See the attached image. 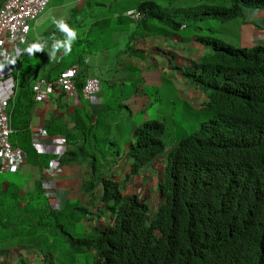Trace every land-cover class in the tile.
I'll return each instance as SVG.
<instances>
[{"label":"trees","instance_id":"obj_1","mask_svg":"<svg viewBox=\"0 0 264 264\" xmlns=\"http://www.w3.org/2000/svg\"><path fill=\"white\" fill-rule=\"evenodd\" d=\"M164 1L136 5L145 18L136 22L133 38L176 33L184 22L172 17L171 1L179 0ZM203 1L180 7L192 17L193 40L209 51L186 75L207 96L197 113L201 122L168 143L165 123L145 121L135 127L128 146L130 174L166 153L155 210L137 194L122 193L119 182L102 170L81 177L79 186L81 193L94 195L101 185L98 208L77 202L53 207L39 184L21 195L9 182L0 188V249L28 247L38 252V264H53L54 251L63 245L64 258L74 262L88 253L89 264H264V46L234 47L214 28L201 33L197 25L204 16L224 22L244 9H264V0H229V6ZM27 81H20L9 105L12 143L13 130L24 137L31 121L34 100ZM82 84L76 83L77 91ZM20 148L35 158L46 155L28 141ZM103 214L108 220L80 238L65 229L73 230L69 224L82 223L87 215Z\"/></svg>","mask_w":264,"mask_h":264},{"label":"crops","instance_id":"obj_2","mask_svg":"<svg viewBox=\"0 0 264 264\" xmlns=\"http://www.w3.org/2000/svg\"><path fill=\"white\" fill-rule=\"evenodd\" d=\"M3 1L0 0V6ZM127 1L49 0L43 14L32 23L27 40L18 48L23 49L36 41L45 42L46 48L44 52L30 56L36 58L31 65L24 66L21 60L28 56L26 53L12 64L18 85L23 79H29L27 84L30 86L39 80H53L60 70L76 65L78 73L75 83L84 82L87 77H97L110 90H107L108 94L100 90L93 99L84 98L78 91L71 98L63 94H52L46 100L34 103L28 132L21 137L18 136L20 132L13 130L12 144L20 147L28 141L39 153L48 156L39 157L41 161L26 154L19 168L2 170L0 167V188L6 189L9 182H14L19 187V193L26 195L33 193L39 184L47 192L55 193L54 199L60 201L61 205H72L74 202L79 204L81 200L74 201L72 195L73 192L79 195L81 177H89L92 172L98 174V170H102V173L107 171L108 176H114L121 186L129 189L133 187V177L126 178L130 174L126 149L136 124L133 121L111 119L121 111L125 114L129 110L133 114L136 104L148 103L147 95L143 91L139 92L137 79L141 82L167 78L178 88L180 96L185 93L187 101H195V97L188 92L191 89L183 90L182 70L207 51L190 38L183 37V40L177 35L171 37V42L168 36L156 34H139L133 38L138 30L136 21L127 17L125 11L135 9L142 0ZM118 2L123 4H119L120 8L116 6ZM263 16L248 20L242 15L235 23L234 29L248 41L241 42L243 46L264 44V31H261L264 28ZM53 18L64 19L77 32V38L71 44V52L64 56L63 50L58 51V61L47 56L53 39H63V34L52 22ZM118 37L124 38L121 48H118L115 41ZM222 41L233 46L230 42ZM115 44L116 51H108V47ZM98 45L102 46L99 50ZM177 45L181 49L176 48ZM168 46L173 51L172 57L175 56L174 63L179 66L178 72L173 71L176 68L168 64L167 57L162 53V50L170 49ZM10 50L11 47H8ZM113 54L123 55L124 60L119 59L111 66L115 74L110 77L107 74L110 66L105 63L109 60L108 55ZM20 71L25 72L21 74ZM167 71L171 74L167 75ZM128 81L132 85L124 88ZM33 135L36 136L33 138ZM90 161L94 162L93 166L89 165ZM95 191H98V186ZM82 196L85 199H82V204L91 207L89 199L92 196ZM97 197L93 196L95 207L98 206ZM91 216L94 215H87L83 222L87 225L94 223V219L89 220Z\"/></svg>","mask_w":264,"mask_h":264},{"label":"rangeland","instance_id":"obj_3","mask_svg":"<svg viewBox=\"0 0 264 264\" xmlns=\"http://www.w3.org/2000/svg\"><path fill=\"white\" fill-rule=\"evenodd\" d=\"M216 1H218L219 3L225 6L230 5L229 0H216ZM128 2L129 0L127 1V3ZM164 2H168V1L165 0ZM203 2H206V1H203V0H183L181 2L171 1V7L173 8V11H175L172 17L176 19L177 21H180V22L183 21L184 23H187L189 25L186 29H178L176 31V33H180L178 34L180 37L189 36L193 32V28L190 25V24H193L192 17L186 16L185 14L187 10L182 9L180 7L186 6V5H200V3H203ZM119 4L123 5L122 3L118 2L116 3L117 8H120ZM174 8L176 10H174ZM44 14H49V12H45ZM238 20H239V17H236L229 21H224L222 24H220L221 21L204 16V18L202 17V19L198 21L197 25H199L202 28L200 31L201 33H205L210 27L214 28L217 31L216 36L218 38L226 42H230L231 44H233V46L240 47V46H243L241 42L245 41L248 43V41L243 37V34L242 35L239 34L234 29L235 23ZM104 40H102L101 42H103ZM115 41L117 42L116 44H118L119 46L118 48H121L122 43L124 42V38L118 37L115 39ZM116 44L113 45L112 47L111 46L108 47V51H112L114 53L117 49ZM235 44H239V45H235ZM100 48H102V46L98 45V50ZM176 48L181 49V46L177 45ZM122 56L123 55H120V54L119 55L117 54L108 55L109 60H107L105 64L110 66V69L107 72V74L110 77L115 74L114 67H111V66L115 64L116 61L118 62L119 59L120 61H123L124 58ZM137 56L141 57L140 54H137ZM170 58L171 57H169L168 60H170ZM35 59H36L35 57L27 56L21 60L23 61L24 66H25L27 64H30V65L33 64ZM126 63H129V61H127ZM188 69L189 71H191V68H188ZM24 72L25 71H20L21 74H23ZM167 72H168L167 75L171 74L169 71ZM136 74L137 73H134V75ZM131 85L132 83L128 81L125 84L124 88H129ZM136 85L139 87V92L143 91L147 95L148 103L136 104V108L134 109L133 115L130 117L129 121H133L135 124H139V125L149 120L156 119V120L163 121V123H165L166 127L168 128V131H167L168 134L166 135L168 143L173 140H176L177 138H181L183 136L191 134L195 130V128L198 127V124L201 122L200 120L202 119L201 117L197 118L195 116V114L198 112V111H195V110H198L196 106L200 105V100L198 98H197V105L196 106L193 105L191 102L186 100L185 93H183L182 96L179 95V93L177 92L178 88H176L174 86V83H172L167 78L166 80H163V79L147 80V81H141V82L137 79ZM187 89H188L187 85L184 83L183 90L186 91ZM107 90H110V89L106 85L102 84L101 91L108 94ZM192 92H193V89H192ZM196 96H197V93H196ZM109 147L110 149L113 148L112 146H109ZM98 163H100L99 159H98ZM159 163L160 165L159 164L156 165V166H159L158 171L160 170L161 165H163L164 163L162 158L160 159ZM149 167H150V172L143 174V177H147L148 180L151 179V176L156 173V170L154 167H151V166ZM159 172L161 173L162 171L160 170ZM138 184L140 185V187H143V189L142 188L140 189L138 194H140L144 200L148 201V203L151 204L150 208L153 211L155 207H157V204L159 202V199L155 192V184H151L148 181L145 182L144 179L138 180ZM145 188H150V190L145 193H142V191H144ZM99 193L100 191H98V194ZM72 196H73L74 201L81 200L79 203L82 204V199L84 198L81 194V191L79 192V195L73 192ZM89 200L91 201V207L93 208L96 202L93 197L90 198ZM90 212H92V209H90ZM102 217L105 218V215H102ZM93 219L95 221H98V219L95 218L94 216H91L89 218V220H93ZM105 222L106 221H104V223ZM92 225H94V223ZM69 226H73L74 229L73 230H70L67 228L65 229L78 238L84 236V232L90 229V225L85 224L83 221L82 223L74 222L72 224H69ZM61 235L63 236V238H67L66 235L62 233ZM41 244L42 243L38 245H41ZM65 249H66L65 245H63L59 251H54L53 264H89V260L87 259L88 253H82L81 255L76 256L74 262H70L69 260L64 258L63 253L65 252ZM27 250L28 249L26 248L22 250L21 254H23L24 258H21L18 262L17 261L13 262V261H15L18 257L21 256L20 254L21 250L20 251L14 250L12 253L8 252L7 254L4 253L5 254L3 258L4 260L0 263L9 264V261H11V263L13 264H21V262H25V257H26L27 264H37V261L40 259L39 256L37 255L36 258L34 259L33 256H30L28 254ZM30 251H33V250H30ZM33 252L37 254V251H33ZM59 256H62L61 260L58 259ZM0 257H1V254H0Z\"/></svg>","mask_w":264,"mask_h":264},{"label":"clouds","instance_id":"obj_4","mask_svg":"<svg viewBox=\"0 0 264 264\" xmlns=\"http://www.w3.org/2000/svg\"><path fill=\"white\" fill-rule=\"evenodd\" d=\"M5 1V0H4ZM4 1H3V3H4ZM49 1V0H48ZM142 2H144V0H142V1H140L139 2V4L140 3H142ZM47 4H48V2H47ZM47 4H46V6H47ZM3 5V4H2ZM1 5V6H2ZM0 6V7H1ZM46 6H45V8L43 9V11L40 13V15L35 19V20H32V21H30V23H29V30H28V33H27V36H26V39H25V41L27 40V37H28V34H29V32H30V29H31V25H32V23L34 22V21H37V19L43 14V12L45 11V9H46ZM136 14H138V17L136 16ZM264 14V9H260V8H249V9H244L243 11H242V15H245V17H247V19L248 20H253L256 16H258V15H261V18H262V15ZM125 15L127 16V17H129L130 19H132V20H134V21H140L141 19H143V18H145V15H144V13L143 12H141V11H139V10H137L136 8L135 9H130V10H127V11H125ZM241 17V16H240ZM239 17V18H240ZM263 18H264V16H263ZM53 24L55 25V27H56V29L60 32V33H62L63 34V39L62 40H57V39H53V42H52V44H51V47H50V50L47 52V56L49 57V59H51V60H54V61H58V57H57V52L58 51H60V50H63V55L64 56H67L70 52H71V44H72V42L73 41H75V39L77 38V32L74 30V29H72V28H70L69 27V25L64 21V19H55V18H53ZM187 24L185 23H182L181 25H180V27H179V29H186L187 27ZM261 31L263 32L264 31V28H262L261 29ZM178 34H180V33H174V34H170V35H168V38L170 39V42L171 41H173V39L171 38V37H173L174 35H177V36H179ZM162 36V35H161ZM186 37H188V38H190L191 40H192V42L194 43L195 41L193 40V38H192V36L191 35H189V36H186ZM180 38H182L183 39V37H180ZM185 38V37H184ZM183 40H185V39H183ZM24 41V42H25ZM24 42H22V43H20V44H17V45H13V44H5V45H3V47L2 48H0V77H1V74H2V70H3V68L5 67V66H9V68L11 69V71H10V77L12 78V81H13V92L10 94V96L8 97V99H7V102H6V105H5V107L3 108V111H4V113L7 115V117H8V121H9V127H10V129H11V122H10V114H11V112H10V109H9V105H10V101L14 98V95H15V93H16V89H17V81H16V79H15V73H14V70H13V65L12 64H14L15 62H16V60L17 59H20V57H21V55L23 54V53H26L28 56H33V54L34 53H36V52H41V51H45V48H46V43L45 42H42V41H36V42H32V43H30V44H28L25 48H23V49H19L18 48V46L19 45H22ZM195 43H197V44H199L200 46H202L207 52L205 53V54H207L209 51H208V49L207 48H205L203 45H201L200 43H198V42H195ZM257 45H261V46H264V44H254V45H252V46H246V48H250V47H253V46H257ZM8 47H11V52H9L8 51ZM169 47V46H168ZM235 47V46H234ZM243 47H245V46H243ZM12 48L14 49V50H12ZM170 49H166V50H162V53H163V55L164 56H166L167 57V61H168V64L170 65V66H174V68H176V70L175 69H173V71H176V72H178V70L180 71V69H179V66H177L175 63H174V58H175V56L174 57H172L173 56V51H172V49H171V47H169ZM204 54V55H205ZM203 56V55H202ZM202 56H200V57H202ZM169 57H171L170 58V60H168V58ZM200 57L198 58V59H195V60H193L192 62H191V64L190 65H188V66H185V68L182 70V82H183V84L185 83L186 85H187V90H189V89H193V92H192V89L191 90H189L188 92H190L191 94H192V96H194L195 97V101L192 103L193 105H197V98L200 100V105L199 106H196V108H198V110H195V111H198L197 113H199V111L202 109V107H203V105H204V103L207 101V96H206V94L203 92V91H201V90H199V89H196V88H194L191 84H190V82L188 81V78H187V74L189 73V72H192V71H194L195 70V68H194V66H193V63L194 62H197V61H199V59H200ZM172 62H173V64H172ZM68 68H75L76 69V74H75V76H74V89H73V92H71V93H68L67 91H65V90H63V89H61V88H59V87H57L56 86V84H55V81H56V79H57V77L59 76V74H60V72H62V71H64V70H66V69H68ZM188 68H191V71H189V69ZM77 73H78V69H77V66L76 65H71V66H69V67H66V68H64V69H62V70H60L59 72H58V74H57V76L53 79V80H39V81H37V82H34L33 83V85H32V90H31V92H32V95H33V100H34V103H38V102H42V101H44V100H46L48 97H50V95H52V94H63V95H65V96H67V97H74L75 95H77V93H78V91L76 90V83H75V81H76V77H77ZM88 78H96L97 80H98V83H99V89H98V91L97 92H95V93H93L92 95H90V96H86L84 93H83V85H84V83H85V81H86V79H88ZM101 84H102V81L99 79V78H97V77H87V78H85V80H84V82H83V84H82V86H81V89H80V92H81V94L83 95V97L84 98H86V99H90V98H96L97 97V95L100 93V90H101V88H102V86H101ZM34 87H37V88H39V90L42 92V98L40 99V100H37L36 99V94H37V92H36V90L34 89ZM48 87H51V90L48 88ZM186 90V91H187ZM196 93H197V96H196ZM192 98H190V100H191ZM190 102V101H189ZM195 114V116L198 118V117H201L202 118V115H198V114ZM133 114L131 113V111H129V110H126L125 111V114H124V111H121V112H118L115 116H113L112 117V119H111V121H129L130 120V117L132 116ZM156 120V119H155ZM150 121V120H149ZM158 121H161V120H158ZM201 121V120H200ZM163 122V121H162ZM136 126H139V124H136ZM135 126V127H136ZM135 129V128H134ZM11 131H12V129H11ZM134 131V130H133ZM11 133V132H10ZM10 135V134H9ZM36 135H33V138L35 137ZM8 141H9V143L11 144V146H13V147H17V148H19L21 151H22V153H23V160H22V162L17 166V167H8V168H4V167H1V164H0V167H1V169L2 170H6V169H16V168H19L20 166H21V164H23V162L25 161V159H26V152L24 151V150H22L20 147H18V146H14L13 144H12V142L10 141V139H9V137H8ZM133 142V134H132V138L130 139L129 138V142H128V144H127V146H129V144L130 143H132ZM127 151H128V147H127V149H126V154H127ZM164 155V156H163ZM127 156V155H126ZM165 156H166V153H161L160 154V156H159V158L158 159H156V161L155 162H153V163H148L147 164V166H145V168H142V169H139V172L137 173V174H130L129 176V178H131V177H133V182H132V186L133 187H131V188H129V189H127L124 185H120V189H121V191H122V193H135V194H137L138 196H140V197H142L140 194H138L139 193V191H140V189L142 188L143 189V187H140V185L138 184V180H142V179H144V181L145 182H150L151 184H155V192H156V194H157V190H156V184H157V179H156V177L158 176V174H159V171L161 170L162 171V169H163V166H164V164H165ZM128 157V156H127ZM163 159V165H161V168H160V170L158 171V167L159 166H156L157 164H159L160 165V163H159V161H160V159ZM128 160L130 161V165H129V169L131 170V158H129L128 157ZM149 166H151V167H154L155 168V170H156V173L154 174V175H152L151 176V179H149L148 180V178L147 177H143V174L145 173H147V172H150V167ZM130 173V172H129ZM108 175V174H107ZM110 176H112V175H110ZM112 179H114L115 180V177L113 176L112 177ZM116 181V180H115ZM118 182V181H117ZM120 184V183H119ZM41 186V185H40ZM98 186V191H100V193L102 192V187H101V185H96V187ZM152 186V185H151ZM150 186V187H151ZM147 187H149V186H147ZM42 189H43V187H42ZM44 190V189H43ZM95 190H96V188H95ZM94 190V195H92L93 193H91V194H89V195H91L92 197L93 196H98L97 197V204H98V206L96 207V208H98V207H100L101 205H100V203H99V196H100V193L98 194V191H95ZM150 190V188H145V190L144 191H142V193H145V192H147V191H149ZM44 192V194H46V195H48L49 196V198H50V200H52L53 201V203H52V206H55V207H57V205H61V202L60 201H58V200H56V199H54V197H55V193H52V192H47L46 190H44L43 191ZM82 194H87V193H82ZM157 197H158V194H157ZM142 199H143V197H142ZM158 199H159V197H158ZM144 200V199H143ZM146 203H148V201H146V200H144ZM159 203V202H158ZM149 204V203H148ZM151 205V204H150ZM158 205V204H157ZM95 207V204H94V206H93V208ZM156 208V207H155ZM155 210V209H154ZM153 210V211H154ZM152 211V212H153ZM103 215H105V218H103L102 216L100 217V218H97L99 221H95L94 222V224L96 225L97 223H104V221H107L108 220V218H107V216H106V214H103ZM87 218V217H86ZM86 220V219H85ZM93 224V223H92ZM92 224L90 225V229H91V227H92ZM90 229L88 230V231H90ZM24 248H26V249H28L27 251H28V254L30 255V256H33L34 257V259L36 258V256L38 255L39 256V254H38V252H37V254L35 253V252H33V251H30L31 249H29L28 247H23V246H17L16 248H13V249H11V250H4V249H0V254H1V257H0V262H2L4 259V253H12L14 250H17V251H20L21 250V252H20V254L22 253V250L24 249ZM21 258H24V256H23V254H21V256L20 257H18L15 261H13V262H18ZM40 262V259L37 261V264ZM1 264V263H0ZM9 264H13V263H11V261H9ZM21 264H27V261H26V257H25V262H21Z\"/></svg>","mask_w":264,"mask_h":264},{"label":"built area","instance_id":"obj_5","mask_svg":"<svg viewBox=\"0 0 264 264\" xmlns=\"http://www.w3.org/2000/svg\"><path fill=\"white\" fill-rule=\"evenodd\" d=\"M48 0H5L0 7V48L5 44L17 45L25 41L29 23L35 20L43 11ZM138 17V14H136ZM11 69L5 66L0 77V164L1 167H17L23 160L22 151L11 146L8 141L11 129L7 115L3 108L6 105L7 99L13 92V81L10 75ZM75 68H68L60 72L55 84L57 87L73 92ZM51 90V87H48ZM36 90V99L42 98V92L39 88ZM99 83L96 78L86 79L83 85V93L90 96L97 92Z\"/></svg>","mask_w":264,"mask_h":264}]
</instances>
